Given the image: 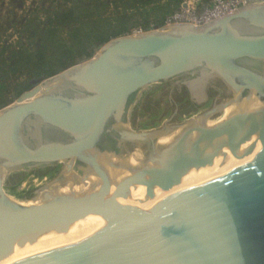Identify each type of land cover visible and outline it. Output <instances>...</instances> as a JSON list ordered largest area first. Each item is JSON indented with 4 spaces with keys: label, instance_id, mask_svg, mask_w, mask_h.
<instances>
[{
    "label": "water",
    "instance_id": "water-1",
    "mask_svg": "<svg viewBox=\"0 0 264 264\" xmlns=\"http://www.w3.org/2000/svg\"><path fill=\"white\" fill-rule=\"evenodd\" d=\"M161 84L185 89L197 109L219 86L226 100L136 131L134 113ZM263 156L264 0L204 26L113 39L0 109V264L89 219L99 223L93 239L18 262L264 264V168L247 173ZM216 163L208 186L183 188ZM58 165L32 204L7 195L10 177ZM142 189L141 213L132 197Z\"/></svg>",
    "mask_w": 264,
    "mask_h": 264
},
{
    "label": "rangeland",
    "instance_id": "rangeland-1",
    "mask_svg": "<svg viewBox=\"0 0 264 264\" xmlns=\"http://www.w3.org/2000/svg\"><path fill=\"white\" fill-rule=\"evenodd\" d=\"M135 0H0V54L7 49L3 55L9 60L10 51L17 48L27 49L29 52H36L43 43L41 33L50 25L54 14L74 10L77 21L86 17H103L111 19L127 13ZM159 1V0H158ZM165 1V0H161ZM181 8V7H180ZM71 25L61 26L57 34V40L69 44ZM101 48V47H100ZM95 48V55L100 51ZM50 55V53H49ZM94 55V56H95ZM93 56V57H94ZM87 59L77 61V64ZM1 62V58H0ZM28 81L31 88L42 84L43 81L31 80L28 76H22L14 80L15 85ZM185 91V98L188 94ZM175 95V94H174ZM170 94L168 84L157 85L152 88L144 97L141 107L134 113L132 126L136 131H153L159 129L174 114L175 107L182 109L186 100L177 101V98ZM11 103L18 101V97L11 91L9 93ZM212 99L202 108L193 111H184L177 114L172 124L183 123L200 113L209 109ZM223 117H217L211 125L222 121ZM264 168V156L247 173ZM61 165L46 170H31L24 174H17L7 180L5 191L7 195L23 205H30L36 198L35 192L53 181L58 175ZM49 260L42 258L31 264H39Z\"/></svg>",
    "mask_w": 264,
    "mask_h": 264
},
{
    "label": "trees",
    "instance_id": "trees-1",
    "mask_svg": "<svg viewBox=\"0 0 264 264\" xmlns=\"http://www.w3.org/2000/svg\"><path fill=\"white\" fill-rule=\"evenodd\" d=\"M183 1L135 0L128 13L124 11L111 19L90 16L77 21L73 9L54 14L41 33L43 43L36 52L19 47L10 51L8 61L3 58L7 49L0 54V109L12 104L11 91L20 98L30 90L28 81L15 85L14 80L19 77L44 81L75 66L78 60L93 58L95 48L113 39L162 27L168 17L180 10ZM68 23L73 26L69 44L56 39L59 28Z\"/></svg>",
    "mask_w": 264,
    "mask_h": 264
},
{
    "label": "bare ground",
    "instance_id": "bare-ground-1",
    "mask_svg": "<svg viewBox=\"0 0 264 264\" xmlns=\"http://www.w3.org/2000/svg\"><path fill=\"white\" fill-rule=\"evenodd\" d=\"M171 141H166L165 143H170ZM234 164L235 162H232L229 165V167L234 166ZM217 170L218 168H217V163H216L215 167L212 169L203 170L199 173H193L187 176L184 180L183 188L208 186L209 184L205 181L210 179L213 175H215L217 173ZM157 195H158V199H163L169 194H164L158 191ZM146 199H147V196H146L145 189H142L133 194L132 201L139 203V207H140L139 209L141 213L149 205V204H146ZM98 226H99V223H96V221L93 219H89L84 222H81L80 224L75 225L67 236L58 237V238H45L35 247L26 248L24 250L18 251L12 260L4 264H31L45 257L31 258L25 263H21L18 261L22 258L31 256V255H34L40 252H44V251H47V250H50L56 247H60V246H64L65 247L64 251H65L79 243L89 241L93 239V237L97 236V235L92 234V231L96 229ZM55 256H49L47 258L51 259Z\"/></svg>",
    "mask_w": 264,
    "mask_h": 264
},
{
    "label": "built area",
    "instance_id": "built-area-1",
    "mask_svg": "<svg viewBox=\"0 0 264 264\" xmlns=\"http://www.w3.org/2000/svg\"><path fill=\"white\" fill-rule=\"evenodd\" d=\"M252 3L254 0H184L180 10L168 17L162 27L182 24L204 26L232 15ZM152 29L154 27L150 30Z\"/></svg>",
    "mask_w": 264,
    "mask_h": 264
},
{
    "label": "flooded vegetation",
    "instance_id": "flooded-vegetation-1",
    "mask_svg": "<svg viewBox=\"0 0 264 264\" xmlns=\"http://www.w3.org/2000/svg\"><path fill=\"white\" fill-rule=\"evenodd\" d=\"M220 86L218 87V90H219ZM185 90V89H184ZM218 90H212L213 93H211L210 95V100L212 99L211 101V104H210V107H212V105L215 104V99L220 95V92ZM176 98H177V101H183V100H186V103L184 105V107L182 109H179L178 106L175 107V111H179L180 112H184V111H193V110H196L197 109V104L194 103L191 98H190V95H188V98H185V91H181V93L179 91H176L175 95H174ZM221 96V95H220ZM226 95H222L221 96V100L222 101H225L226 98H225ZM225 115V114H224Z\"/></svg>",
    "mask_w": 264,
    "mask_h": 264
}]
</instances>
